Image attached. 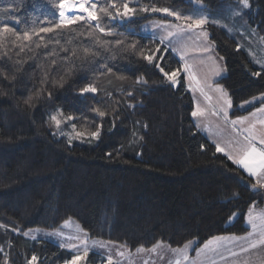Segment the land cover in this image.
Segmentation results:
<instances>
[{"label": "trees", "instance_id": "trees-1", "mask_svg": "<svg viewBox=\"0 0 264 264\" xmlns=\"http://www.w3.org/2000/svg\"><path fill=\"white\" fill-rule=\"evenodd\" d=\"M193 1L212 9L233 0H115L136 8L115 18L114 0H95L112 15L38 35L59 22V0H0V32L7 25L32 34L25 41L2 33L0 40V264H29L32 256L34 264H64L70 252L23 232L58 228L67 219L89 237L132 250L191 240L198 248L248 232L247 211L264 205V188H253L252 177L216 153L192 122L181 62L159 40L138 33L149 20L169 19L152 7L186 11ZM249 3L247 21L264 41V0ZM208 31L226 70L215 83L231 100L230 115H247L260 102L239 106L264 94V70L224 29ZM153 54L151 63L144 58ZM158 63L169 73L179 70L176 86ZM88 86L96 92L83 93ZM52 115L65 136L56 133ZM72 125L86 135L76 137Z\"/></svg>", "mask_w": 264, "mask_h": 264}, {"label": "rangeland", "instance_id": "rangeland-1", "mask_svg": "<svg viewBox=\"0 0 264 264\" xmlns=\"http://www.w3.org/2000/svg\"><path fill=\"white\" fill-rule=\"evenodd\" d=\"M220 3L212 9H206L201 1H193L191 7L186 11H177L168 8L169 10L179 12L182 15H190L193 17H207L208 23L203 25L202 28L185 30L184 32L180 33L178 32V29L171 26L182 25L184 22L182 20H176L173 16H167L163 12H161V14L167 16L169 19H152L141 24L138 28L139 34L153 37L159 41L162 36L166 35V29L162 27L163 25L170 26L168 30L178 33L177 35L170 37L169 40L164 41L163 44L172 51V53L182 64V70L186 77L187 89L193 100V111L196 110L197 105L206 110V114L204 117H193L191 114L193 124L195 125V127L197 124H200V128H196L201 133L203 131L207 136H209V133L204 130L205 124H207L209 128H212L214 130L216 126L219 125V128L222 130L221 135H212L211 137L209 136L211 139H213V141L216 142H220L221 137L223 139L229 140L234 136V134L231 129L232 126L231 128H229L227 126V123L223 121L221 117H214L211 114L213 109L209 107V100H206L197 88L196 81H199V87H202L204 89V92L209 97H211V100L213 102L215 101V99L217 100L221 96V93L215 91V89L220 88L223 90V88L215 82L221 78L219 77V75H225V65L221 56L215 52L214 46L210 41V32L208 31V26L213 25L224 29L229 37L234 38L237 41L240 48L244 50V52L252 60V62L256 66L264 70V41L261 36L258 35V33L250 27V24L247 21V10L250 9L251 4L249 3L250 6L248 8H244L239 0H233L221 4ZM85 7L90 8L91 5L88 4L85 5ZM237 12H239L240 14L236 15L235 13ZM68 14L71 15L73 13ZM80 15L86 17V13L84 12H81ZM202 33H207V36H204ZM204 49L208 50L205 51ZM181 53H183L184 55V60L180 59ZM184 64H187L189 66V72L192 76L195 77V80H189V72L184 71ZM217 71H219L218 75L216 74ZM208 85H211V87H209ZM190 88L194 90H190ZM211 90L217 96H213ZM223 91L225 92V90ZM227 98L230 99L228 94ZM252 100L253 99L248 101ZM245 102H243L239 106V109L244 110L249 106L258 103L259 100L255 101L254 103ZM221 104L222 101H220L219 99V105L217 103L218 108L221 106ZM260 106L261 105H259L258 107ZM231 110L232 108L228 109L229 120L241 117H232L230 115ZM255 111L256 108L247 115L243 116H248L250 120L259 119L264 116V114L257 113V117H251L250 114ZM246 126L247 122L245 125H237L236 127L239 129ZM259 127L260 126L257 125V128ZM57 130L61 135H66V130L55 128L56 133H58ZM252 209L253 207H249L246 218H248L250 210ZM234 217L235 215L232 218ZM246 218L245 220L247 221ZM255 222L257 223L258 227L252 236L248 235V230L246 234L241 236L228 235V237H224V239L222 240H216V238L213 240H208L198 248L195 247L196 241L191 240L183 244L181 247H171L166 242L159 241L150 247H140L132 250L116 242L89 237L87 232L83 230L78 222L73 219H67L58 228L28 229L23 232V236L32 240L49 241L60 247L62 244L65 245L61 248L65 251L70 252L72 256L64 264H71L72 260L77 255H80L81 259L76 261V264H107L109 257L112 258L113 264H175L176 260H180L181 264H209L212 261V258H214L216 255H221V253L226 252L227 249L241 248L242 246L251 243L252 241L258 240L260 221L257 218ZM249 226L252 228V225L248 222L247 227ZM24 233H28V235H24ZM33 237H35V239H33ZM231 237H248L249 240H232ZM84 241H86L87 243L85 244ZM209 241H212V243L209 244L208 248H205V244H208ZM157 244H159L160 247L157 248L155 252L151 251V249ZM186 244H188L189 246L187 249H184V246ZM70 245H76V247H70ZM85 247H87L88 249V255L86 257L83 256ZM174 248L184 249V251H186L188 255V259L184 260L181 254L173 252L171 249ZM139 249L143 250L140 251ZM213 249H215V251H213ZM121 253H123V255H121Z\"/></svg>", "mask_w": 264, "mask_h": 264}, {"label": "snow or ice", "instance_id": "snow-or-ice-1", "mask_svg": "<svg viewBox=\"0 0 264 264\" xmlns=\"http://www.w3.org/2000/svg\"><path fill=\"white\" fill-rule=\"evenodd\" d=\"M239 2L243 5L244 8H248L249 0H239ZM90 4L91 7H85V5ZM59 9V22L53 24L52 26H46V27H40L38 32L36 34L38 35L39 32L49 33L52 32L54 29H62V28H68V26L76 24L79 21H85V23H88L91 25L92 21H98L99 20V13H103L105 15H112L107 7H99L95 0H59V3L57 5ZM121 7L123 8V11H121ZM111 8L115 9V16H128L130 13H135L136 8L135 7H129L127 3H123L122 5L118 6V4L114 2L111 4ZM141 11H148V8H142ZM152 12H163L167 16H173L176 20H182L184 23L182 25H172L171 27H175L178 29V32L182 33L185 30H192L194 28H202L203 25L208 23V18L204 16L200 17H193L190 15H182L179 12H175L172 10H169L168 8H157L152 7ZM81 12L86 13V17L83 15H80ZM68 13H73L69 15ZM236 15H239L240 13H235ZM83 26V25H82ZM166 29V35L162 36L160 38L161 44L164 43V41L169 40L170 37L177 35V32L168 30L170 26L163 25ZM94 28L98 30L99 32L103 33L105 36L112 35L111 30L105 29L101 26L100 23H96L94 25ZM35 31V29H34ZM2 33H10L12 36H15L16 40H30L32 38V34L28 31H24L22 34H17V31L13 29L10 26L5 25L2 29V32H0V40L3 39ZM204 36H207V33H202ZM175 50V49H173ZM207 51L208 49H204ZM21 51H23V48H21ZM156 52H160V48L157 47ZM165 51H167V48H165ZM147 59L150 63L155 58V55H148L144 57ZM161 61L164 59L163 56L159 58ZM180 59L184 60V55L181 53ZM156 67L159 69L160 73L165 76L168 81L173 85L176 86L178 83L177 77L179 76V70L171 71L170 73L165 70L164 67H162L159 63L156 65ZM184 71L189 72V66L187 64H184ZM111 71V69H108ZM216 74H219V71L216 72ZM256 76L260 75V72H254L253 73ZM5 79H8L7 75H4ZM14 78V77H13ZM189 80H195V77L191 75L189 72L188 76ZM146 82V81H145ZM197 88L200 91L201 95L205 97L206 100H211V97H209L202 87H199V81H196ZM211 87V85H208ZM190 90H194L191 89ZM215 91L220 92V101H222L221 106L216 109L213 108L211 114L213 116L221 117L223 121L230 123L232 125V132L235 134L232 138L226 141L227 147H223L220 142L213 141L215 144V151L216 153H222L227 160L231 161L232 164L237 165L239 169H242L243 172H245L249 177L256 178V183L253 184V188L259 187L264 188V116H262L259 119L250 120L248 116H241L237 119L229 120V108L232 107L231 100L227 98V93L224 92L220 88H216ZM83 93H95L96 89L92 86H88L82 89ZM131 95V92L128 93ZM39 93H37V96ZM33 98L29 97L26 103H30ZM259 100L260 107L256 108L255 112H252L250 115L251 117H257V113L264 114V94H261L259 97H253L252 101H246L245 103H254L255 101ZM243 107V105H242ZM99 115L103 117L105 115L104 111H100L97 109ZM206 114V110L201 108L199 105H197L196 110L192 112L193 117H204ZM62 115V113H61ZM50 119L55 123L56 127L59 128L61 121L58 119L57 115H52ZM67 119L71 120L73 117L69 116ZM247 122L246 127L237 128V125H245ZM257 125L260 127L257 128ZM200 124H197L196 127L200 128ZM73 132L75 133L76 137H82L85 136L86 133L76 131V126L72 125ZM204 130L209 133V136L212 135L220 136L222 130L219 128V125L216 126L215 130L212 128H209L207 124L204 125ZM99 136L98 131L91 132L92 138H97ZM238 137H242V139H238ZM72 136L69 135V142H71ZM257 218L260 221L259 228V239L252 241L250 244L251 248H256L258 245H264V213L259 214L258 216H254L251 212L249 213V223L252 225L253 232L257 230V223L255 222ZM0 227H3V225H0ZM24 235H28V233H24ZM86 235V234H85ZM252 233L249 234L251 236ZM35 239V237H33ZM223 237H217L216 240H222ZM232 240L237 239H245L247 240L248 237L243 238H237V237H231ZM86 244L87 242L84 241ZM212 241H209L208 244H205V248H208L209 244H211ZM65 245H61V247H64ZM188 244L184 246V249L188 248ZM70 247H76V245H70ZM160 245L157 244L154 246L151 251L155 252L157 248H159ZM184 249L180 248H174L171 249L175 253H179L183 256L184 260L188 259V255ZM142 251L143 249H139ZM2 251V249H0ZM215 251V249H213ZM243 251L247 252L248 248H243ZM88 255V249L85 247L83 256ZM123 255V253H121ZM233 255H236V253H233ZM81 256L77 255L72 260L71 264H76V261L80 260ZM37 260L36 256H32L31 260L29 261V264H34V262ZM7 264V262H5ZM107 264H113V260L111 257L108 258ZM175 264H181L180 260H176Z\"/></svg>", "mask_w": 264, "mask_h": 264}, {"label": "crops", "instance_id": "crops-1", "mask_svg": "<svg viewBox=\"0 0 264 264\" xmlns=\"http://www.w3.org/2000/svg\"><path fill=\"white\" fill-rule=\"evenodd\" d=\"M219 77H222V76L219 75ZM211 92L213 93V96H217L212 90H211ZM208 103L210 104L209 107H211L212 109L218 108L217 103L219 105V98L217 100L215 99L214 102L212 100H210ZM227 126L229 128H231L232 125L230 123H227ZM202 133L215 146L213 139H211L209 136H207L203 131H202ZM220 139H221V141H220L221 144L223 146H227V144H226L227 140L223 139L222 137ZM238 139H242V137H238ZM253 179L256 182V179L255 178H253ZM250 207H253V209L250 210V212L253 215H259L261 213H264V205L263 206L251 205ZM246 219H247L246 225H248L249 216ZM248 228H249L248 235L250 233H252V235H253L254 234L253 229L250 226ZM258 236H259V233H258ZM219 237L224 238V237H228V236H219ZM215 238H217V237H215ZM215 238H212L210 240H213ZM227 240H229V239H227ZM247 240H249V239H247ZM250 244L251 243H248V244L242 246L241 248L227 249L226 252L221 253V255H219V256L216 255L214 258H212V261L209 264H264V245H258L256 248H251ZM243 248H248V251L247 252L243 251ZM233 253H236V255H233Z\"/></svg>", "mask_w": 264, "mask_h": 264}]
</instances>
